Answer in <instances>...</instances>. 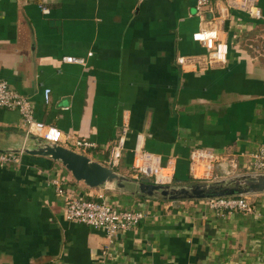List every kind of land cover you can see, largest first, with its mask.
Listing matches in <instances>:
<instances>
[{
    "label": "crops",
    "instance_id": "1",
    "mask_svg": "<svg viewBox=\"0 0 264 264\" xmlns=\"http://www.w3.org/2000/svg\"><path fill=\"white\" fill-rule=\"evenodd\" d=\"M253 5L259 18L225 0L210 1L200 18L193 0H0V82L30 102L35 121L60 131L59 146L127 180L146 178L130 169L136 135L161 168L172 165L169 185L195 183L188 162L196 149L215 157L210 182L222 178L218 163L225 177L253 174L244 166L246 155L264 146V57L249 49L264 34V0ZM208 26L228 46L224 64L183 70L179 58L204 56L190 36ZM65 57L83 65L62 63ZM24 130L16 111L0 108V151L16 149ZM75 139L95 147L80 153L69 146ZM54 178L83 199L100 202L101 195L117 208L144 212L137 227L116 236L107 264H223L226 235L264 232L263 219L217 217L199 201L88 189L58 163L23 155L17 168L0 169V264L101 263L103 232L64 219ZM257 196L252 202L263 217L264 195ZM254 261L241 264H264Z\"/></svg>",
    "mask_w": 264,
    "mask_h": 264
},
{
    "label": "built area",
    "instance_id": "2",
    "mask_svg": "<svg viewBox=\"0 0 264 264\" xmlns=\"http://www.w3.org/2000/svg\"><path fill=\"white\" fill-rule=\"evenodd\" d=\"M193 1L194 13L200 18L202 17L203 10L212 0ZM225 1L232 8L238 10L239 13L250 18H259L258 9L253 5L254 0ZM39 9L42 14L48 13L44 7L39 6ZM190 39L192 42L200 45L205 54L200 62L179 58L178 64L183 70L194 71L201 67L207 68L211 65L224 64L228 46L220 38L218 31L214 27H199L191 34ZM61 62L83 65V59H75L73 57L62 58ZM42 99L44 104L48 103V89L43 90ZM0 108L18 113L25 129L24 137L33 136L42 141L57 145L62 140L60 131L55 127L34 120L30 102L11 90L5 82H0ZM69 146L80 153H85L95 147L92 143L84 139H75L69 143ZM22 156V153H0V169L17 168ZM118 157V149H115L112 155L113 161H116ZM246 158L244 168L247 171L253 174H264V146L248 154ZM214 161L215 157H213L209 150H194L190 154L188 162V175L190 180L195 182L212 181ZM171 166V164H167L161 168L158 156L146 152L143 148L142 137L136 135L130 161V169L134 174L150 179L154 185H169L172 178ZM225 173L226 175L229 174V172ZM50 185L53 187L55 196L61 198L63 217L67 222L103 232L106 244L101 251L100 264H107L106 260L111 259V248L116 236L134 229L145 218L143 211L117 208L105 201V198L101 195H98V199L102 200L100 202L83 199V197H79V195L65 188L61 178H54L50 181ZM198 201L205 209L217 217H223L224 214L232 215L236 213L252 215L255 218L263 219L264 227V216L261 217L256 212L254 205L248 201L246 196H232Z\"/></svg>",
    "mask_w": 264,
    "mask_h": 264
},
{
    "label": "water",
    "instance_id": "3",
    "mask_svg": "<svg viewBox=\"0 0 264 264\" xmlns=\"http://www.w3.org/2000/svg\"><path fill=\"white\" fill-rule=\"evenodd\" d=\"M53 24L58 26L57 22ZM28 141H32L31 147L27 146ZM0 153H22L29 157H40L58 163L70 174L74 182H80L88 189H116L130 196L159 201H198L264 193V174L224 176L210 183H189L185 185H154L146 178L130 181L114 173L110 167L101 166L82 154L75 153L57 144L40 139H31L30 136L24 137L16 149L0 151ZM215 169L220 176L228 172V170H222L221 165H217Z\"/></svg>",
    "mask_w": 264,
    "mask_h": 264
},
{
    "label": "rangeland",
    "instance_id": "4",
    "mask_svg": "<svg viewBox=\"0 0 264 264\" xmlns=\"http://www.w3.org/2000/svg\"><path fill=\"white\" fill-rule=\"evenodd\" d=\"M259 36L262 37V39L260 38L261 42L260 41L257 42V40L255 41L253 39V43L251 44V48L249 50H251V52L255 55L259 54L260 52L262 54V57H264V34L262 33ZM71 148L75 150L73 147ZM240 172L242 171L239 170V175H240ZM221 177L223 178L224 176H221ZM216 179H220V177L216 176ZM195 183H201V182H195ZM257 195H260V194L241 195V196H246L248 201L252 202L253 200L255 201L256 199H258ZM262 195H264V193ZM253 205L255 206V203H253ZM254 235L250 233V231L246 228L245 230L241 229L240 232L233 231V233H231V235H229L228 237L226 235V237H224V242H226V244L227 243L229 244L230 251L226 255L223 252L224 255H221V256L223 258L225 257V259L222 261V263L225 264L226 262L229 264V261H230L231 264L232 263L241 264L243 261L248 262V260L250 262H255L254 259L264 260V232H262L259 235V238L255 237ZM256 242H259V243L256 244ZM256 247H257V250H255ZM260 247L262 248V250H260L261 249ZM216 253L220 254V252L218 251H216Z\"/></svg>",
    "mask_w": 264,
    "mask_h": 264
}]
</instances>
